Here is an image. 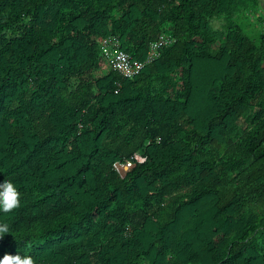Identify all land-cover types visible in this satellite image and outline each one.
<instances>
[{"label": "trees", "instance_id": "16d2710c", "mask_svg": "<svg viewBox=\"0 0 264 264\" xmlns=\"http://www.w3.org/2000/svg\"><path fill=\"white\" fill-rule=\"evenodd\" d=\"M256 5L0 0V180L20 194L0 257L264 264V29L238 22ZM161 33L132 78L100 47L143 60Z\"/></svg>", "mask_w": 264, "mask_h": 264}, {"label": "built area", "instance_id": "2783aa9c", "mask_svg": "<svg viewBox=\"0 0 264 264\" xmlns=\"http://www.w3.org/2000/svg\"><path fill=\"white\" fill-rule=\"evenodd\" d=\"M264 27V22H262ZM176 41V38L172 34L161 33L158 38L150 45L148 54L143 60H134L132 59L125 51L121 48L120 39L116 35H110L104 38L100 47L106 57L109 59L112 68L119 72L126 78H132L141 72L147 65L154 62L159 54L160 50L168 45L173 44ZM135 159L137 161H144L140 155H136ZM134 164L130 161L125 164H115L114 167L121 174L124 173L125 169L130 170Z\"/></svg>", "mask_w": 264, "mask_h": 264}, {"label": "clouds", "instance_id": "9594fccd", "mask_svg": "<svg viewBox=\"0 0 264 264\" xmlns=\"http://www.w3.org/2000/svg\"><path fill=\"white\" fill-rule=\"evenodd\" d=\"M19 195L17 187L11 179L0 180V214H9L17 208L20 203ZM7 221V215H0V239H3L6 233H12ZM0 264H34V260L30 254L19 249L15 255L6 253L0 257Z\"/></svg>", "mask_w": 264, "mask_h": 264}, {"label": "rangeland", "instance_id": "374dc122", "mask_svg": "<svg viewBox=\"0 0 264 264\" xmlns=\"http://www.w3.org/2000/svg\"><path fill=\"white\" fill-rule=\"evenodd\" d=\"M256 16V14L254 13ZM239 24L243 29L245 30L246 34L250 35L252 38H257L261 29H259V26L256 25L257 20L254 22L251 21L250 15L247 16H240L238 20ZM214 26L218 27L219 23H214ZM256 26H258V29H256ZM251 27V28H250Z\"/></svg>", "mask_w": 264, "mask_h": 264}, {"label": "crops", "instance_id": "0c3cea01", "mask_svg": "<svg viewBox=\"0 0 264 264\" xmlns=\"http://www.w3.org/2000/svg\"><path fill=\"white\" fill-rule=\"evenodd\" d=\"M255 2L257 3V5L254 7L252 11L248 13V15H250L251 21L254 22L255 20H257L256 25H258L259 29L262 30L264 28L259 24L260 22H264V0H255ZM254 13L256 14V16L254 15Z\"/></svg>", "mask_w": 264, "mask_h": 264}, {"label": "water", "instance_id": "95a60500", "mask_svg": "<svg viewBox=\"0 0 264 264\" xmlns=\"http://www.w3.org/2000/svg\"><path fill=\"white\" fill-rule=\"evenodd\" d=\"M127 173V169H125L124 173L122 174V177H124Z\"/></svg>", "mask_w": 264, "mask_h": 264}]
</instances>
